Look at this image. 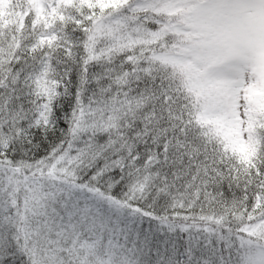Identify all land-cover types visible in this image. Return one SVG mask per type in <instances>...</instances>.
Instances as JSON below:
<instances>
[{
    "label": "snow or ice",
    "instance_id": "1",
    "mask_svg": "<svg viewBox=\"0 0 264 264\" xmlns=\"http://www.w3.org/2000/svg\"><path fill=\"white\" fill-rule=\"evenodd\" d=\"M0 264H264V0H0Z\"/></svg>",
    "mask_w": 264,
    "mask_h": 264
}]
</instances>
